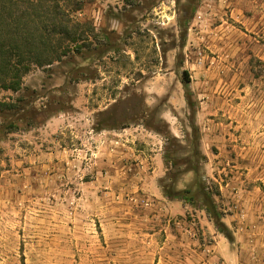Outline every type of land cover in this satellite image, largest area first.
<instances>
[{"label": "rangeland", "instance_id": "obj_1", "mask_svg": "<svg viewBox=\"0 0 264 264\" xmlns=\"http://www.w3.org/2000/svg\"><path fill=\"white\" fill-rule=\"evenodd\" d=\"M83 1V53L31 65L18 92L0 88L1 101L27 97L22 114L33 121L0 113V264H163V225L180 219L200 242L197 260L212 259L208 246L220 231L201 194L189 200L201 186L231 238L220 233L245 247L250 264H264V0ZM84 107L97 127L142 121L155 128L167 157L162 191L192 192L183 200L120 199L116 186L96 184L84 164L73 163L77 152L22 173L36 143L72 144L70 127L40 128ZM12 121L20 127L8 132Z\"/></svg>", "mask_w": 264, "mask_h": 264}, {"label": "crops", "instance_id": "obj_2", "mask_svg": "<svg viewBox=\"0 0 264 264\" xmlns=\"http://www.w3.org/2000/svg\"><path fill=\"white\" fill-rule=\"evenodd\" d=\"M74 107L78 106L74 104ZM91 113L90 107H84L78 112H63L50 118L40 131L47 134L57 133L70 127L67 132H70L73 139L79 138L80 144L72 139V144L62 146V149L49 145L44 148L42 143H36L35 152L22 160V173H29L31 169H45V162L50 157L77 152L81 158L74 159L73 163L84 164V171L94 174L96 184L116 186L118 198L123 199L126 195L134 196L137 193L148 199L166 200L160 185V178L168 169L162 135L142 121L97 127ZM76 114L83 120L78 122L79 117H76ZM172 133L176 135L174 129ZM28 163H32L31 166H28ZM166 203L172 208L177 202ZM179 205L185 212L188 205H184L183 202H179ZM240 206L241 203L237 204V207ZM174 225L171 220H165L163 225L166 233V239L160 247L163 264L184 262L183 256L192 259V264H213L214 259L221 260L223 264L251 263L250 256L245 254L246 250L242 244L240 245L242 250H237L234 243L215 229L212 232L214 241L208 246L214 255L212 259L201 262V256L198 255L197 260L194 255L201 253V249L196 246H200V242L192 235L194 231L192 225L185 219H180L178 226ZM237 230L236 235L241 236V226H238ZM154 236L155 233L152 234V237Z\"/></svg>", "mask_w": 264, "mask_h": 264}, {"label": "trees", "instance_id": "obj_3", "mask_svg": "<svg viewBox=\"0 0 264 264\" xmlns=\"http://www.w3.org/2000/svg\"><path fill=\"white\" fill-rule=\"evenodd\" d=\"M83 8V0H0V88L18 92L22 87L21 75L31 65L51 66L81 55L85 48L83 43L88 39V29L78 18ZM184 75L187 77L188 71L185 70ZM30 103L25 96H18L14 101L0 100V113H18L21 116L15 120L27 119V125L31 126L33 121L22 114L29 110ZM16 121L6 125L8 132L19 129ZM184 191L172 193L165 189V194L170 198L180 195L183 200L184 193L192 190ZM198 193L204 198L205 209L218 230L231 238L212 196L203 186L199 192L191 194V203Z\"/></svg>", "mask_w": 264, "mask_h": 264}, {"label": "built area", "instance_id": "obj_4", "mask_svg": "<svg viewBox=\"0 0 264 264\" xmlns=\"http://www.w3.org/2000/svg\"><path fill=\"white\" fill-rule=\"evenodd\" d=\"M130 200H132V201H135L136 200L137 201L138 200V197L137 196H131L130 197Z\"/></svg>", "mask_w": 264, "mask_h": 264}]
</instances>
